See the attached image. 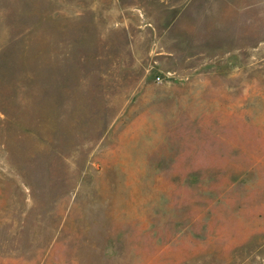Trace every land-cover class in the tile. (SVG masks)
Segmentation results:
<instances>
[{
    "label": "rangeland",
    "instance_id": "rangeland-1",
    "mask_svg": "<svg viewBox=\"0 0 264 264\" xmlns=\"http://www.w3.org/2000/svg\"><path fill=\"white\" fill-rule=\"evenodd\" d=\"M0 264H264V0H0Z\"/></svg>",
    "mask_w": 264,
    "mask_h": 264
}]
</instances>
